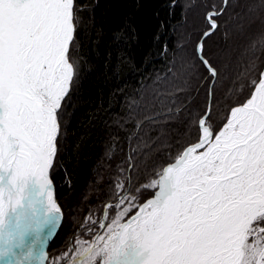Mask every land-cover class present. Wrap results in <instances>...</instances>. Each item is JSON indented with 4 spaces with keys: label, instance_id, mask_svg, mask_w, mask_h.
Returning a JSON list of instances; mask_svg holds the SVG:
<instances>
[{
    "label": "snow or ice",
    "instance_id": "1",
    "mask_svg": "<svg viewBox=\"0 0 264 264\" xmlns=\"http://www.w3.org/2000/svg\"><path fill=\"white\" fill-rule=\"evenodd\" d=\"M221 15L206 14L208 27L195 47L198 62L188 68L190 77L206 83L195 142L144 185L151 199L139 204L131 198L111 220L112 235H97L80 264L100 252L108 257L101 264H264V70L230 105L222 127H214L212 99L221 71L205 37L220 30ZM81 22L76 0H0V189L6 183L31 188L45 206L26 226L31 234L60 220L50 172L80 80Z\"/></svg>",
    "mask_w": 264,
    "mask_h": 264
},
{
    "label": "trees",
    "instance_id": "2",
    "mask_svg": "<svg viewBox=\"0 0 264 264\" xmlns=\"http://www.w3.org/2000/svg\"><path fill=\"white\" fill-rule=\"evenodd\" d=\"M76 3L80 80L68 102L54 173L65 221L51 253L86 233L88 214L101 221L105 204L118 203L119 179L138 191L195 142L206 83L190 77L188 68L198 62L195 47L209 11L222 13L220 30L205 37L221 71L212 99L214 127H222L230 105L245 97L248 81L264 70V0ZM152 196L137 192L139 204Z\"/></svg>",
    "mask_w": 264,
    "mask_h": 264
},
{
    "label": "bare ground",
    "instance_id": "3",
    "mask_svg": "<svg viewBox=\"0 0 264 264\" xmlns=\"http://www.w3.org/2000/svg\"><path fill=\"white\" fill-rule=\"evenodd\" d=\"M0 209V243L4 245L0 251L6 253L0 256V264H40L38 262L46 228L31 234L26 231V226L36 212L45 211V206L36 199L31 188L18 189L6 183L0 189ZM52 215L55 217L56 214ZM61 217L60 213V220H56L52 226L53 231L60 228ZM13 244L18 246L9 250Z\"/></svg>",
    "mask_w": 264,
    "mask_h": 264
},
{
    "label": "rangeland",
    "instance_id": "4",
    "mask_svg": "<svg viewBox=\"0 0 264 264\" xmlns=\"http://www.w3.org/2000/svg\"><path fill=\"white\" fill-rule=\"evenodd\" d=\"M66 111L68 112V106ZM59 153V152H58ZM55 171L53 172L54 176ZM152 178H149L148 180L145 181L144 184L141 185V187L138 189V191L145 192V193H153L152 190H146L144 188V185L148 183ZM116 189V198L118 200L117 204H105V212L102 216L101 221H99V216H96L94 213H90L86 217V228L83 231H86L85 234H81L79 232L74 240L67 245L65 248L58 252H48V258H49V264H80V261L84 258V250L88 247L91 246V242L95 240V237L97 235L104 234V237L107 239L109 238L112 233L108 231L109 228H112L111 220L115 219V217L123 211L125 207H127V204L131 201L132 197H135V202L139 203V200L137 198V192L135 190H129L128 187L125 185L123 179H119L118 182L115 185ZM129 191V193H128ZM147 191V192H146ZM57 188L55 184V197L56 201L61 207V211L63 213V216L65 217V212L61 206V204L58 201L57 197ZM123 194L128 197V200L126 202L121 203L119 201V196ZM153 197V196H152ZM151 197V198H152ZM150 198V199H151ZM114 205V206H113ZM119 205V206H117ZM135 213V208H133L129 213L128 216H131L132 214ZM127 218V217H126ZM65 221V219H64ZM103 223L106 225L104 229H101L99 225ZM64 225V223H63ZM63 227V226H62ZM96 234V235H95ZM95 235V236H94ZM79 241L80 243H77ZM97 247H102V244L100 242H96ZM108 259L107 255L104 252H100L95 254V260L94 261H86L85 264H101V261H106Z\"/></svg>",
    "mask_w": 264,
    "mask_h": 264
},
{
    "label": "water",
    "instance_id": "5",
    "mask_svg": "<svg viewBox=\"0 0 264 264\" xmlns=\"http://www.w3.org/2000/svg\"><path fill=\"white\" fill-rule=\"evenodd\" d=\"M50 176L53 179V183H54V198L55 197V181H54V176H53V172H50ZM59 206V205H58ZM61 225L60 228L58 229V231H53V227L51 229H47L46 228V235L44 237V241H43V246L41 248V253H40V259L39 262L40 264H47V256H48V251H49V247L51 245V243L53 242V240L56 238V236L59 234L60 229L63 226L64 223V216L63 213L61 211Z\"/></svg>",
    "mask_w": 264,
    "mask_h": 264
}]
</instances>
